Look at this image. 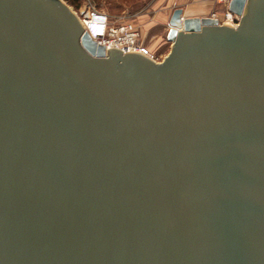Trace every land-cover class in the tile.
I'll return each instance as SVG.
<instances>
[{
    "label": "water",
    "instance_id": "water-1",
    "mask_svg": "<svg viewBox=\"0 0 264 264\" xmlns=\"http://www.w3.org/2000/svg\"><path fill=\"white\" fill-rule=\"evenodd\" d=\"M227 9L154 60L0 0V264H264V0Z\"/></svg>",
    "mask_w": 264,
    "mask_h": 264
},
{
    "label": "rangeland",
    "instance_id": "rangeland-1",
    "mask_svg": "<svg viewBox=\"0 0 264 264\" xmlns=\"http://www.w3.org/2000/svg\"><path fill=\"white\" fill-rule=\"evenodd\" d=\"M74 12L86 5L106 13L111 20H128L140 31L141 42L148 46L158 60L166 55L170 43L166 40L168 19L171 15L164 0H63ZM71 1H73L71 3ZM216 10H225L223 2L214 1ZM173 11V10H172ZM222 16H220L221 18Z\"/></svg>",
    "mask_w": 264,
    "mask_h": 264
},
{
    "label": "built area",
    "instance_id": "built-area-1",
    "mask_svg": "<svg viewBox=\"0 0 264 264\" xmlns=\"http://www.w3.org/2000/svg\"><path fill=\"white\" fill-rule=\"evenodd\" d=\"M218 1L223 2L226 6L222 17L217 18L218 21L235 26L238 22V16L228 11L227 3L229 0ZM76 15L89 35L98 44L103 45L105 49L117 48L122 52L135 51L158 60L154 52L141 42L140 31L133 22L128 20H111L106 13L96 9L92 5L84 6Z\"/></svg>",
    "mask_w": 264,
    "mask_h": 264
},
{
    "label": "crops",
    "instance_id": "crops-1",
    "mask_svg": "<svg viewBox=\"0 0 264 264\" xmlns=\"http://www.w3.org/2000/svg\"><path fill=\"white\" fill-rule=\"evenodd\" d=\"M169 13L176 7L182 8L184 16H211L220 18L225 10H216L215 0H164Z\"/></svg>",
    "mask_w": 264,
    "mask_h": 264
},
{
    "label": "trees",
    "instance_id": "trees-1",
    "mask_svg": "<svg viewBox=\"0 0 264 264\" xmlns=\"http://www.w3.org/2000/svg\"><path fill=\"white\" fill-rule=\"evenodd\" d=\"M73 1H71V3H72ZM74 3V2H73Z\"/></svg>",
    "mask_w": 264,
    "mask_h": 264
}]
</instances>
